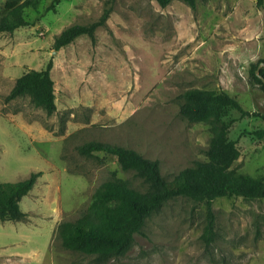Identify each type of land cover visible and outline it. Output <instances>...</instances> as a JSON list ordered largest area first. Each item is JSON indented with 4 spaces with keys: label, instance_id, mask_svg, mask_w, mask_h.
<instances>
[{
    "label": "rangeland",
    "instance_id": "rangeland-1",
    "mask_svg": "<svg viewBox=\"0 0 264 264\" xmlns=\"http://www.w3.org/2000/svg\"><path fill=\"white\" fill-rule=\"evenodd\" d=\"M6 1H0V10ZM31 1L35 6L25 17L33 24L0 33V68L12 71L0 86V183L42 172L25 196L27 224L44 218L31 210L32 202L56 211L58 223L77 220L113 174L145 190L134 172L121 169L122 153L84 156L78 148L85 143L135 149L159 160L168 179L204 159L213 133L207 121H190L181 113V94L189 89L227 92L245 110L264 115V88L251 73L260 61L259 69L264 67L259 0H203L196 8L181 0L165 7L156 0H116L106 24L96 30L95 44L82 35L58 51L56 35L70 25L97 21L109 0H61L52 10L53 0ZM50 60L55 113L48 115L29 96L5 102L14 79ZM240 115L231 112L238 120L229 130L241 154L235 167L264 180V136L257 134L264 119ZM213 210L210 244L202 239L205 204L178 197L147 220L123 255L97 259L66 249L59 223L52 234H34L20 262L46 249L41 264H264V198L220 197ZM10 242L14 238L0 236V244Z\"/></svg>",
    "mask_w": 264,
    "mask_h": 264
},
{
    "label": "trees",
    "instance_id": "trees-1",
    "mask_svg": "<svg viewBox=\"0 0 264 264\" xmlns=\"http://www.w3.org/2000/svg\"><path fill=\"white\" fill-rule=\"evenodd\" d=\"M116 0H109L103 14L89 25L73 24L63 29L54 40L55 50L71 44L78 37L87 35L93 44L97 42L96 30L104 26ZM162 7L173 0H156ZM192 8L203 0H181ZM61 0H53L48 10H52ZM258 5H264L259 0ZM31 0H7L0 10V33L31 26L25 17V10L34 7ZM258 62L251 73L257 83L264 88V67ZM264 62V61H263ZM53 60L41 70L31 69L16 79L5 102L29 96L36 107L43 108L48 115L57 111L55 81L52 77ZM181 113L190 121H207L213 133L205 150V158L197 159L189 167L180 170L172 179L162 174L160 161L144 157L132 148L91 141L78 150L84 156L95 152L119 154V165L124 171H132L142 180L145 190H138L115 174L103 182L94 192L85 212L75 221L59 224L58 234L64 248L95 255L97 259H107L123 255L131 246L136 234L142 233L147 220L158 212L169 200L185 197L204 203L207 224L202 239L210 244L215 241L214 200L220 197L238 196L247 200L264 198V180L253 178L237 170L236 161L240 150L235 140L230 139L229 130L238 119L231 112H240L241 117H255L257 112L245 110L240 102L227 92L192 88L181 94ZM264 136V130L257 132ZM42 172H32L18 182L0 183V221H21L27 214L20 202L29 194Z\"/></svg>",
    "mask_w": 264,
    "mask_h": 264
},
{
    "label": "crops",
    "instance_id": "crops-1",
    "mask_svg": "<svg viewBox=\"0 0 264 264\" xmlns=\"http://www.w3.org/2000/svg\"><path fill=\"white\" fill-rule=\"evenodd\" d=\"M8 58H10V54L8 55ZM13 58L14 56H12L10 60ZM11 72L12 71L8 66H6L3 69L0 68V86L5 79H9L11 77L12 74ZM51 73L54 79V66L52 68ZM16 79L13 80V85L11 86V89L14 86ZM27 198L28 197L22 198L20 202V206L21 209L26 214H29L28 208L25 207V205L29 201V199ZM31 206H33L31 210L38 209L43 214L44 218L39 223L35 222V224L33 225L27 224V222L24 219L21 221H0L3 222V227H0V236L5 237L6 239H11V237L14 238V242L0 244V264H32V263L41 264L43 260V256L46 254L45 252L46 249L41 252L42 255L40 257H37L34 260L30 259L29 261H27V263L20 262L21 260L24 259V252L22 250L30 245L31 241L33 240L34 234L38 235L43 232L45 234H52L54 232L56 225L59 224L60 222L58 223V220L54 218L57 215L56 211H54L50 207L42 205L41 202H38L35 205L32 202ZM38 226L40 228L36 229Z\"/></svg>",
    "mask_w": 264,
    "mask_h": 264
},
{
    "label": "built area",
    "instance_id": "built-area-1",
    "mask_svg": "<svg viewBox=\"0 0 264 264\" xmlns=\"http://www.w3.org/2000/svg\"><path fill=\"white\" fill-rule=\"evenodd\" d=\"M41 34L43 35V33L41 32Z\"/></svg>",
    "mask_w": 264,
    "mask_h": 264
},
{
    "label": "water",
    "instance_id": "water-1",
    "mask_svg": "<svg viewBox=\"0 0 264 264\" xmlns=\"http://www.w3.org/2000/svg\"><path fill=\"white\" fill-rule=\"evenodd\" d=\"M57 52V51H56Z\"/></svg>",
    "mask_w": 264,
    "mask_h": 264
}]
</instances>
